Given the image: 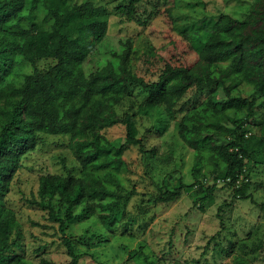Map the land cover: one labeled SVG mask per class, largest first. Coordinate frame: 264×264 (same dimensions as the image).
Here are the masks:
<instances>
[{
  "label": "trees",
  "instance_id": "16d2710c",
  "mask_svg": "<svg viewBox=\"0 0 264 264\" xmlns=\"http://www.w3.org/2000/svg\"><path fill=\"white\" fill-rule=\"evenodd\" d=\"M144 1L121 0L122 18L149 25L158 13L142 19ZM110 18L106 6L91 0H0V264H33L14 251L21 247V223L8 196L23 159L44 142L45 135L69 137L84 168L126 169L124 154L133 146L140 148L149 165L156 152H149L139 138L137 113L117 112L138 90L146 96L138 114L164 108L171 120H178L180 137L196 153V181L187 184L180 171L169 173L150 203H176L187 193L194 196L195 208L199 201L209 202L218 190L217 184L207 182L213 169L222 174L223 188L233 190L236 199H253L251 181L241 178L248 163L264 165V0H253L245 20L222 13L211 35L197 39L200 51L195 47L193 56L191 46L176 51L181 43L168 35L167 50L146 53L142 69L136 64L133 40L124 42L120 53L109 52L103 63L100 57L94 60L108 37ZM19 58L31 64L55 63L17 83L10 77ZM221 93L225 100L219 99ZM120 124L127 134L116 146L103 131ZM112 196L101 177L84 170L81 176L42 175L30 203L47 212L57 226L69 257L66 264H80L85 256L78 254L77 242L68 236L71 223L97 215L123 233L136 224L126 210H112ZM226 239L227 246L216 242L215 248L218 254L233 257V262L222 264H264V239H240L235 232ZM92 241L91 237L87 244ZM38 264L52 263L44 258Z\"/></svg>",
  "mask_w": 264,
  "mask_h": 264
},
{
  "label": "rangeland",
  "instance_id": "374dc122",
  "mask_svg": "<svg viewBox=\"0 0 264 264\" xmlns=\"http://www.w3.org/2000/svg\"><path fill=\"white\" fill-rule=\"evenodd\" d=\"M75 1L83 3L88 0ZM91 1L106 6L111 14L108 37L98 46L101 55L95 56L94 60L100 57L103 63L109 52L120 53L123 43L133 40L138 50L136 64L140 68L146 53L153 55L167 50L170 45L168 35L181 43L176 45V51L182 45L191 46L190 55L193 56V53H197L195 47L199 49L197 39L211 35L222 13L245 20L253 2L146 0L141 4L142 19L148 18L150 14L158 15L153 16L149 25L142 27L122 18L118 10L121 0ZM17 62L10 77L17 83L22 82L26 74L34 73L37 69L48 70L55 63L52 60H41L31 64L21 58ZM248 88L250 87H245ZM238 94L239 92L235 93ZM134 95L120 104L117 112L121 116L137 113L139 138L144 140L149 152H156L149 160V165H146L140 148L133 146L124 154L128 162L126 169L118 170L115 166L98 169L93 165L84 168L70 147L69 137L45 135L44 142L23 159V166L8 196V203L16 211L21 223V247L14 250L17 255L33 264H38L44 258L52 264L68 262L69 257L57 226L49 221L47 212L30 202L39 191L42 175L81 176L84 170H91L101 177L111 190L113 196L109 203L112 210L117 213L126 210L136 218V224L128 233H123L112 228L109 222H102L97 215L71 223L67 230L68 236L77 242L78 254L85 256L80 264L232 263L233 257L218 254L216 242L227 246L226 237H232L234 232L240 239L249 236H253L255 240L264 239V208L261 207L264 204V165L248 163L241 178V182L247 179L251 181L250 193L253 195L252 200L257 203L236 199L233 190L223 188L226 184L224 177L215 169L209 172L207 182L217 184L218 190L209 202L199 201L195 208L194 196L187 193L176 203H150V199L159 195V184L169 173L180 171L187 184L196 181L193 175L196 153L180 137L178 120H171L161 107L153 108L148 115L138 114V106L146 96L139 90ZM225 98V94L221 93L219 99ZM103 134L110 142L119 146L125 142L127 131L120 124L105 129ZM16 235L18 232L14 237ZM214 236H218L216 241H212ZM91 237L93 241L88 245Z\"/></svg>",
  "mask_w": 264,
  "mask_h": 264
}]
</instances>
